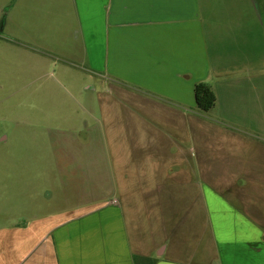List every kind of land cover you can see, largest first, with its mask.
<instances>
[{
	"label": "crops",
	"instance_id": "crops-1",
	"mask_svg": "<svg viewBox=\"0 0 264 264\" xmlns=\"http://www.w3.org/2000/svg\"><path fill=\"white\" fill-rule=\"evenodd\" d=\"M54 69L81 120L0 138V264H264V0H0V92Z\"/></svg>",
	"mask_w": 264,
	"mask_h": 264
},
{
	"label": "rangeland",
	"instance_id": "rangeland-1",
	"mask_svg": "<svg viewBox=\"0 0 264 264\" xmlns=\"http://www.w3.org/2000/svg\"><path fill=\"white\" fill-rule=\"evenodd\" d=\"M8 68L9 66L6 65ZM18 67V66H16ZM3 73L10 74V69H5V66L1 68ZM54 77H57L58 82L50 78V80L39 81L35 85V89L38 90V97H30L26 93L20 91V95L14 96L11 93L13 90L20 88L24 83L20 80V86L9 87L6 86L3 91L0 92V138L8 136H19L21 130L17 129L16 125L21 121H31L37 123H46V110L48 115L52 117L51 120L54 121L55 125H60L65 119L71 120L73 122L80 121V106L84 105L83 97L77 96L76 90L72 89L71 83L64 78V75L58 69H54ZM51 80L54 82L51 83ZM43 85L41 86V84ZM47 84L49 91L53 87L54 96L52 101L48 98L46 101L45 96L41 97V92L44 89L43 86ZM53 84V85H52ZM49 85H52L50 87ZM69 90L72 96L67 95L64 88ZM53 123V122H52ZM27 146L22 145V151Z\"/></svg>",
	"mask_w": 264,
	"mask_h": 264
},
{
	"label": "trees",
	"instance_id": "trees-1",
	"mask_svg": "<svg viewBox=\"0 0 264 264\" xmlns=\"http://www.w3.org/2000/svg\"><path fill=\"white\" fill-rule=\"evenodd\" d=\"M195 97L198 109L201 112L207 113L216 105V95L207 83L201 82L195 86Z\"/></svg>",
	"mask_w": 264,
	"mask_h": 264
}]
</instances>
